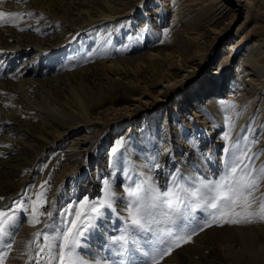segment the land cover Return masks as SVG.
Instances as JSON below:
<instances>
[{
    "label": "bare ground",
    "instance_id": "obj_1",
    "mask_svg": "<svg viewBox=\"0 0 264 264\" xmlns=\"http://www.w3.org/2000/svg\"><path fill=\"white\" fill-rule=\"evenodd\" d=\"M151 2L152 5L149 6ZM3 4L9 5L11 9H18L21 5L28 8V13L35 20L41 34L39 39L33 38L23 32L25 26L15 24L1 28L0 33L4 35L5 41L1 44L4 39H0V59L5 62L13 59L17 51H33L39 57L43 52L45 55L52 52L50 49L45 51L43 45L56 41L55 46L64 49L74 44L75 37L84 34V30L100 31L97 35L99 37L95 36L94 39L97 43L92 45H98L96 53L100 51L102 54L99 53L98 56L95 52L92 53V47L89 53L94 57L88 58L89 64L100 65V82L96 80L94 72L86 68L66 74L62 83L59 82L60 85H57V76L51 81L38 80L41 85H37L38 81L34 79L23 78L18 82L0 80V97L14 89L23 91L36 87L38 92L34 93L38 97L35 100L37 104L25 100L23 106L19 107L24 111L27 118L25 121L20 119L18 111L6 110L7 107H17L15 102L0 101V155L21 152L23 147H26L25 151L35 154L27 167H10L0 163L3 172L8 169L14 177H22L11 188L23 187L32 178L37 161L51 149H66L64 154L68 166L62 171L65 184L63 189L70 186L72 194L67 192L60 202L53 200L49 204L53 212L52 218L55 219L46 224L59 223L60 216L57 212L72 199L99 193L102 184L96 178V173L100 172L101 177H106L113 156L110 150L104 158L96 161L94 167L91 166L90 151L100 136L96 131L98 126L110 132L120 130L121 135L117 133L115 138H126L123 141L125 145L136 141L138 146L146 147L154 143V140H159V163L163 173L159 175L161 179L168 177V171H165L168 169L164 170L165 164L179 159V154H175V151L185 150L186 155L192 153L184 139L185 135L179 134L177 130L181 132V129L175 127V124H181L177 122L179 116L189 108L193 112L186 117L184 130L193 134L202 131L207 134V141L199 149L202 160L197 157L189 169L195 173L201 172L205 161L209 166L201 173L206 177L213 176L212 173L222 165L223 156L218 155L221 148L219 139L222 137L214 121H218L219 127L222 126L219 118L224 110L230 116L237 115L239 126L248 121V117L256 118L264 126V38H253L254 28H250L246 22L243 23V29L227 37L232 22L240 14H244L247 19L250 12L257 10L253 5L254 0H15L0 2V6ZM52 27L57 31L55 38L46 35ZM72 27H76V30L71 36L66 32L63 34L64 29ZM136 29L137 32H132ZM113 40L120 45L123 43V49L127 51L121 52L123 56L120 53L116 58L109 56ZM221 41L224 44L214 53L215 45ZM151 42L152 44H146ZM133 45L142 47L141 52L130 56L127 49ZM243 46L244 51L236 64L235 73H231L232 78L228 79V84H224L223 80L222 83V68L234 59ZM215 63L218 65L213 68ZM61 86H65L64 92L67 95L64 98L58 95L59 91L57 93ZM225 86L228 90L226 98L219 102L217 95L225 93ZM207 94L209 98L205 100L204 106L198 105V100H202ZM201 106L206 112L203 119L200 117L203 113ZM153 110L156 112L148 122L143 121L145 118L141 120L140 130L136 134L128 132L131 125L138 123L141 115L152 113ZM159 113L165 115L162 125L158 123L162 120ZM32 119L42 128H39L38 133L32 125ZM125 119L128 121L127 129L124 126ZM22 135L31 142H21ZM214 135H217V139L213 140ZM174 155L177 156L176 159ZM137 159L140 163L143 161V157ZM2 161L4 160L1 159ZM159 179L156 183L162 191L165 187L160 186ZM11 182L12 180L9 184H13ZM5 187L6 185L0 184V193L6 191ZM22 192L20 189L17 192L19 195L9 193L0 207L5 208L7 204H11ZM17 216L18 234L15 235L13 245L24 249L23 245L20 246L21 239L26 241L25 254H19V257L24 258L25 264L32 254L29 242L33 241L34 232L48 229L43 226L36 230L35 225L29 222V215L24 217L25 220L18 213ZM223 232L228 231L216 234ZM234 232L236 237L228 232L223 233L222 241L219 239L220 243L225 242L224 249L228 250L224 257L230 255L228 259L231 264H264L262 239H252V233L242 234L243 231L240 230ZM237 234L240 238L238 243L243 245L241 252L235 250L233 244L238 238ZM225 238L232 239L227 241ZM15 262L10 261V264Z\"/></svg>",
    "mask_w": 264,
    "mask_h": 264
},
{
    "label": "rangeland",
    "instance_id": "obj_2",
    "mask_svg": "<svg viewBox=\"0 0 264 264\" xmlns=\"http://www.w3.org/2000/svg\"><path fill=\"white\" fill-rule=\"evenodd\" d=\"M10 1H15V0H0V2H10ZM254 1L255 4L253 5L257 8V10L254 12H250V14H248L247 16V19L244 14L243 15L240 14L241 16H238L232 22V26L229 29L227 37L234 35L235 33L238 32L239 29L241 28L243 29V23L246 22V25H249L250 28H254L252 34L254 35L253 38H264V0H254ZM150 5H152V2L149 4V6ZM18 9H11L10 6L7 4H3V6H0V12H3L5 14L4 16L0 17V29L3 27L12 26L14 24L17 26H25L23 28L24 33H28L29 35H32L33 38L39 39L41 35L40 29H37L35 20L32 18L31 14L28 13L29 9L24 8L23 5H21V7ZM13 13L16 15H10ZM74 30H76V27H72L71 29H64L63 34H65L66 32L71 36ZM55 32L57 31H54V28L52 27L51 30H48V33L46 32V35L48 34L47 36L51 38H55L56 37ZM99 32L95 30H84L83 31L84 34L78 35L77 37L73 36L75 37L74 44L68 45L64 49H60L59 46H55L57 45L56 41H53V43L50 45L48 44L43 45L45 51H49V49L52 50V52L50 51L51 54L45 55L44 54L45 52H43L41 56L37 57L35 56V53L33 51L28 53L27 51H21V52L17 51L14 55V58L11 60L5 62L2 59H0V80L5 79L7 81L18 82L23 78H25V79H34L37 81L39 80L42 82L48 80L51 81V79L54 80V77L57 76L56 78L59 81L58 83L57 82L56 83L57 85H60L63 81V76H65L66 74H70V72L79 70L81 68H86L89 69L91 72H94V76L96 80L100 82L102 80L100 75L98 74L100 73V71H98V67L100 65L88 63L89 60L88 58L94 57L93 54L89 53L92 47H93L92 53L97 52L98 45L93 46L92 43L95 44L97 43V40L94 39L96 37H99L97 36ZM132 32H137V29ZM3 36L4 35L0 33V39H4L5 37ZM121 38H125V37H121ZM4 41L5 39L1 41V44L4 43ZM223 41L215 45L216 47L214 49V53L224 44ZM126 42L127 41L125 40V44L128 43ZM146 44H152V42ZM244 46L242 47L241 50H239V52H237V54L234 56V59L231 60L229 64L225 65L222 68L221 70L222 72H220V74L222 75L223 78L221 79V81L223 80L224 84L226 83L228 84V82L230 81L228 79L232 78L231 73H235V67L239 60L240 55L244 51L243 50ZM140 48L142 47H134L133 45L130 46V48H128L127 50L130 56H134V55H138L141 52ZM121 52H127L125 49H123V43L120 45L116 43L115 40H113V42L110 43V49L108 51L109 56L111 55L114 58L120 55L123 56ZM119 53L120 55H118ZM98 54L101 55L102 52L99 51L98 53H96V55ZM217 65L218 63H215L212 67L216 68ZM214 71L216 72V70ZM39 81L37 82V85H41ZM47 87L49 89V86ZM226 87L227 86H225V88ZM59 88L61 89L57 90V93L60 92L58 95L64 98L67 95L66 91L64 92L65 86H61ZM224 91L225 93H221L217 95L219 102H222L223 99L226 98V93H227L226 91H228L227 88L224 89ZM35 92L38 93L36 91V87L32 90L29 89L23 91H18V89L10 90L7 94L0 97V101L15 102L17 107H12V108L7 107L6 110H8V112L18 111L20 119H23L25 121L27 118L25 117L24 111L19 107L23 106L25 100L28 103L29 101H33L34 103H36L35 100H38V97L37 94H34ZM208 98L209 96L207 94L206 97H204L202 100L199 99L198 105L204 106L205 100H208ZM200 109H202V106ZM155 110H153L152 113L141 115V118L139 119L138 123L134 124L133 126L131 125V127L128 129L129 130L128 132L132 134L134 133L136 134L140 130L139 125H141L142 123L141 120L145 118L143 119V121L148 122V119L152 118V114L154 113ZM202 110L203 113L201 114L200 117L203 119L206 116L205 114L206 112L204 108ZM191 111L192 109L189 108L186 112L182 113L179 116L177 122L181 124H179L178 126L175 123L174 124L176 128L181 129V132L180 130H177V132L179 134L182 133L183 135H185L184 139L187 141L188 148L189 147L191 148L190 152L192 153L186 155L185 150L180 151L179 149L178 150L179 153L175 151V154H179V155L178 157L174 155V158L176 159L177 157L179 159L175 160L174 162L169 161L168 164H165L164 170L168 169L165 170L168 171V177L166 179L165 178L161 179V177L159 176L163 174L160 169L161 164L159 163V157H161V152H160L161 150L158 147L159 140H154L155 141L154 143L152 144L150 143V145H146L147 148L145 146H141V147L140 145L138 146V143H136V141H132L133 143L131 144L130 142H128L125 145L124 142L121 143V141H124V139L126 138L124 139L122 137L115 138V136H117L116 135L117 133L121 135L120 130L118 132H110L107 129L102 130V127L98 126V129L96 131L99 132L100 136L98 142L93 146V148L90 151L91 166L94 167L96 165V161L101 158H104V156L107 155L108 151L110 150H112L113 157L111 160L113 161L112 162L113 165L111 164V166L109 167L108 174L106 175V177H101L100 172L96 173V178H98L100 183L102 184L101 185L102 189L100 188L98 194L95 195L85 194L83 196L76 197L75 199L71 200V201H79L83 197L87 196L89 202H91L94 198L98 199L102 197L103 190L105 187L104 186L105 180L111 183L113 190L116 193L113 208L102 209L103 216L102 218L97 220L96 222L97 227L91 230L90 235L86 233V235H88V245L92 253H99L101 257H109L113 260L120 259V257L113 255L115 246H110V239L121 235L124 229L128 226L127 204L130 198L127 197V193L124 190L125 185H129V186L133 185L135 182H138L139 180L143 179L145 176L148 177L149 175H150L149 177H151L154 182H157V179L160 178L159 179L161 180L159 182L160 186L162 188L165 187L163 190H165L171 183L170 177L172 176H180L182 179L188 177H197V176L204 177L205 179L216 178L222 173L224 162L229 159V155L228 153L224 152V149L228 148L232 152H235L237 148L243 149L246 145L251 149L253 153H255L256 158L254 159L253 163L256 165V167L264 166V126L262 122H257L256 118L248 117L247 118L248 121L244 122L243 125L239 126L236 120L237 115L230 116L229 113L226 110H224L222 112V116H220V118L222 119L219 118V121L222 120L221 121L222 126L219 127L218 121H214L215 125L217 126L218 132L219 134L221 133V137H222L221 139H219V141L221 142V148L218 151V155L221 157L223 156L222 165L220 166L219 169L215 170L218 172L215 173L214 171L212 173L213 176L211 177H206L201 173L209 166V164L206 163L205 161H203V167H202L203 171L201 170V172L198 173L191 171V169L189 168L191 167V165H193V163H195L194 161L197 159V157H199V160H202L199 149L202 147L203 142L207 141L206 140L207 134H205L202 130H201L202 133L199 134L198 133L193 134L192 132L184 130L183 127L187 122L185 121L187 120L186 117L192 114L193 111L192 112ZM159 114L161 115L162 120L159 121L158 123L159 125H162L163 117H165V115L164 113H159ZM32 121H33L32 125H34L33 127L38 133V131H40L42 128L35 119L34 120L32 119ZM124 121H125L124 126L127 129L128 121L126 122V119ZM223 122L225 125L223 124ZM216 137L217 135H214L213 140L217 139ZM174 138L177 139L176 137ZM26 140H28L27 143L31 142L29 139H25V135H22L21 142H26ZM134 140L137 139L135 138ZM253 140H255L256 142L251 143ZM176 141H178V139ZM142 143L143 145L145 144L144 142ZM128 145H130V147L132 146L133 147L130 148ZM234 145L236 147H234ZM25 148L26 147H23V149H21V152L18 153H9V154L2 153L0 155V163H3L4 165L10 167H13L14 165L16 167L17 166L27 167V165L35 156V154L25 151ZM65 150L61 149V147L58 149H51L44 157H41L37 161V164L33 169L32 178L28 182L24 183L25 185L23 187H14L12 189L11 186L21 181L22 177L20 175L14 177L13 173L10 172L8 169H5V172H3L4 169L2 170L0 169V184L6 185L5 187L6 191L0 193V197H3V199L0 200V204L5 202V199L9 193H15L16 195L17 192L19 193L20 189L23 190L20 196H16L15 199L11 201L12 202L11 204H7L5 208L1 206L0 210L8 211L10 209H14L15 204L13 202L23 198L25 206L28 207V211L23 212L17 210L16 214L18 213L19 215H21L23 220H25L27 215L29 216L32 215L31 201H37L38 194L43 192L44 195L42 197H39V200L41 202L46 200L47 203H44L43 207H40L39 204H37L36 206L39 208L40 212H43L45 214L39 216L40 223L35 224V228L37 230L39 227L41 228L45 226L46 223L54 221L55 218H51L49 220V218L46 215L48 211H52L49 204L53 200L60 202L63 194L67 192H70V194H72V191H70L71 190L70 186L67 189H63L65 184H64V179L62 177V171L66 169L68 166L67 158L64 154ZM9 157L12 158L10 159ZM139 157H143V161H141V163L137 159ZM107 158L108 157H106V159ZM1 159H3L4 161L1 162ZM153 164H158V167H153L152 166ZM143 167H147V168H143ZM93 169L95 170V168ZM151 175L152 176L154 175L155 177L153 176L154 177L153 178ZM11 180H12L11 183L13 184H9ZM260 190L264 191V182L261 183ZM29 197L31 198L30 200ZM71 201L67 202L64 205V207L68 205ZM73 207L75 210V205ZM59 213L60 210L57 212V215H59ZM195 215L201 222H203V218L205 216V213L203 211L197 209ZM225 230H227L232 235L235 234L234 235L235 237H236V233L234 231L237 230L245 232V233L242 232V234L252 233L253 235L252 239L254 240L262 239V241L264 242V221H257L253 223H242V224H222V225L212 224L211 226L205 227L203 231H199L197 235L192 237V240L189 243H185L181 247L173 249L170 254L164 256V258L160 261V264H231V261L229 260L230 255H227L226 258L224 257L226 251H228L227 249H224L225 242L220 243L219 240L221 237H224L223 233H228V232H223L220 235L216 234L220 231H225ZM134 234L137 235V238H141L139 234L136 233ZM238 238H236L237 240L235 239L237 242L233 241V244L235 250L241 252L243 249L242 247L243 245L238 243V241H240V238L239 239ZM225 239L229 241V239L231 240L232 238H225ZM222 240L223 239L221 238V241ZM21 242L23 244L21 243L20 246L23 245V247L26 248V241L21 239ZM40 242L42 243V240ZM129 247H131V245H129ZM21 248L22 246L14 247L13 245L11 253L5 258V264H10V261L13 260L16 261L14 264H23L24 258L22 259L21 257H19V254L20 256L21 254L22 255L25 254L24 251L25 248L24 249ZM34 256H35V251L33 250L32 254L29 256L28 260H26L25 264H34V260L32 259Z\"/></svg>",
    "mask_w": 264,
    "mask_h": 264
},
{
    "label": "snow or ice",
    "instance_id": "obj_3",
    "mask_svg": "<svg viewBox=\"0 0 264 264\" xmlns=\"http://www.w3.org/2000/svg\"><path fill=\"white\" fill-rule=\"evenodd\" d=\"M4 15L0 12V17ZM224 152L229 159L216 178L172 176L171 183L163 191L151 177L125 185L124 190L130 198L128 226L121 235L110 239V246H115L113 255L120 257L119 260L92 253L88 245V235L102 218V209H112L115 201L116 193L105 180L102 197L91 202L87 196L71 201L60 210L59 223L45 224L48 231L33 234L29 250L35 251L34 264H160L173 249L189 243L199 231L212 224L264 221V191L260 190L264 166L256 167L253 163L255 153L247 145L235 152L225 148ZM152 166L158 167V164ZM43 195L41 192L37 201H31L29 222L33 226L40 223L39 216L45 214L36 206L43 207L47 203L39 200ZM13 203L14 209L0 210V264H5L18 234L17 210L28 211L23 198ZM197 209L205 213L203 222L195 215ZM46 215L51 219L53 212L48 211Z\"/></svg>",
    "mask_w": 264,
    "mask_h": 264
}]
</instances>
